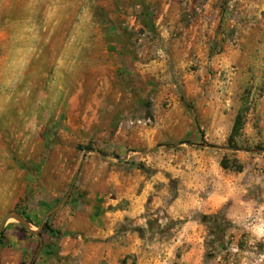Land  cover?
Listing matches in <instances>:
<instances>
[{"label":"rangeland","instance_id":"rangeland-1","mask_svg":"<svg viewBox=\"0 0 264 264\" xmlns=\"http://www.w3.org/2000/svg\"><path fill=\"white\" fill-rule=\"evenodd\" d=\"M154 117L166 127L146 149ZM160 153L186 172L165 174L164 204L202 163L209 205L151 213L143 253L120 264H264V0H0V223L37 230L80 165L43 224L62 233L52 220L87 167L149 178ZM42 230L9 220L0 264L66 261Z\"/></svg>","mask_w":264,"mask_h":264},{"label":"crops","instance_id":"crops-1","mask_svg":"<svg viewBox=\"0 0 264 264\" xmlns=\"http://www.w3.org/2000/svg\"><path fill=\"white\" fill-rule=\"evenodd\" d=\"M165 127L161 118L154 117L153 127L140 133L143 137L138 143L151 148L155 141L162 140L161 130ZM125 135L121 130L115 133L120 151L124 150ZM178 157L179 153H160L147 158L143 160L147 166L155 162V174L148 178L136 173L135 178L126 182L115 168L106 175L101 167H87L78 184L81 194L52 220L53 229L65 234L58 242V255L66 261L50 264H120L127 256L132 259L143 253L137 228H146L151 213L163 210L170 219H176L194 210H204L209 204L199 196L203 191L202 163L191 167L185 195L164 204L166 192L160 184L166 181L165 174L178 179L186 175L176 163Z\"/></svg>","mask_w":264,"mask_h":264},{"label":"water","instance_id":"water-1","mask_svg":"<svg viewBox=\"0 0 264 264\" xmlns=\"http://www.w3.org/2000/svg\"><path fill=\"white\" fill-rule=\"evenodd\" d=\"M198 147H201V148H208V149H218V150L223 149V148H220V147H213V146H209V145H199ZM79 169H80V165H79L78 168H77L76 175H75L74 180H73V183H72V185H71V187H70V191L73 189V185H74L75 179H76V177H77V175H78V173H79ZM70 191H69V193L67 194L66 199L69 197ZM66 199H65L60 205H58L57 207H55L53 210H51L50 212H48V213L45 215V218H44V220H43V223L41 224V226H40L37 230H35V231L31 230L30 227H29V225H28V223H27V222H26V221H25L20 215H18V214H16V213H10V214H8V215L3 219V221L0 223V233H1V231L3 230V228H4L5 225H6V223H7L9 220H14V221H16L18 224H20L21 227H22L25 231H27L29 234L35 236L38 240H40L39 232L42 230V228H43V224H44L45 220H46V219H47L52 213H54L55 211H57V210L62 206V204L66 201Z\"/></svg>","mask_w":264,"mask_h":264},{"label":"trees","instance_id":"trees-1","mask_svg":"<svg viewBox=\"0 0 264 264\" xmlns=\"http://www.w3.org/2000/svg\"><path fill=\"white\" fill-rule=\"evenodd\" d=\"M240 126H241V124H240V118H236V120H235V123H234V126H233V129H232V135H235L237 132H238V130L240 129ZM89 149V148H88ZM19 214V213H18ZM20 215L21 216H23L21 213H20ZM29 223V222H28ZM48 232L50 235H55V236H57L58 238L59 237H62V236H64L65 234H63V233H60V232H57V231H55V230H52L51 228H50V226L47 224V223H45V225H44V227H43V230H42V232ZM2 233H3V231L0 233V238H1V236H2Z\"/></svg>","mask_w":264,"mask_h":264}]
</instances>
